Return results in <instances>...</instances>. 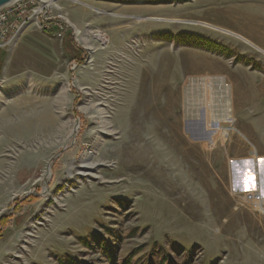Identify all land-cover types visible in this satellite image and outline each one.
<instances>
[{"label": "rangeland", "instance_id": "1", "mask_svg": "<svg viewBox=\"0 0 264 264\" xmlns=\"http://www.w3.org/2000/svg\"><path fill=\"white\" fill-rule=\"evenodd\" d=\"M122 1L0 9V264H264V36Z\"/></svg>", "mask_w": 264, "mask_h": 264}, {"label": "crops", "instance_id": "2", "mask_svg": "<svg viewBox=\"0 0 264 264\" xmlns=\"http://www.w3.org/2000/svg\"><path fill=\"white\" fill-rule=\"evenodd\" d=\"M186 13L190 18L234 30L248 43H254L250 36H264V0H192Z\"/></svg>", "mask_w": 264, "mask_h": 264}, {"label": "trees", "instance_id": "3", "mask_svg": "<svg viewBox=\"0 0 264 264\" xmlns=\"http://www.w3.org/2000/svg\"><path fill=\"white\" fill-rule=\"evenodd\" d=\"M133 0H124L122 2H132ZM173 1H178V2H185L188 0H173ZM187 42H181L182 46H189V47H193V48H197L200 50H204L207 52H214V53H218L221 54V52H223L222 47L207 40V39H202L198 36H194V35H189L188 37H186ZM9 224L8 218L6 219H1L0 221V238H2L4 236V230H6L7 225Z\"/></svg>", "mask_w": 264, "mask_h": 264}, {"label": "bare ground", "instance_id": "4", "mask_svg": "<svg viewBox=\"0 0 264 264\" xmlns=\"http://www.w3.org/2000/svg\"><path fill=\"white\" fill-rule=\"evenodd\" d=\"M78 125L76 124L73 129H72V132L69 134L68 136V139L72 138L75 133L77 132L78 130ZM100 164L99 163H91V162H84L82 167H81V172L79 173V175L81 176H94V170L99 166ZM215 223H216V220H215Z\"/></svg>", "mask_w": 264, "mask_h": 264}, {"label": "built area", "instance_id": "5", "mask_svg": "<svg viewBox=\"0 0 264 264\" xmlns=\"http://www.w3.org/2000/svg\"><path fill=\"white\" fill-rule=\"evenodd\" d=\"M0 47H2V44L0 45ZM258 156L254 157V161H258ZM246 196L249 197V199H247L248 201L252 202V203H262V201L264 200V197L262 196V194L260 192H251L249 194H247Z\"/></svg>", "mask_w": 264, "mask_h": 264}, {"label": "water", "instance_id": "6", "mask_svg": "<svg viewBox=\"0 0 264 264\" xmlns=\"http://www.w3.org/2000/svg\"><path fill=\"white\" fill-rule=\"evenodd\" d=\"M16 1L17 0H0V9ZM134 1H165V0H134Z\"/></svg>", "mask_w": 264, "mask_h": 264}]
</instances>
